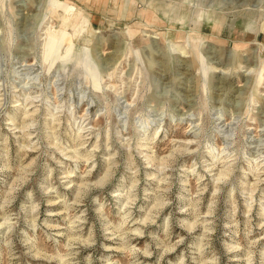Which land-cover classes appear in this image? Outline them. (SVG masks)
Segmentation results:
<instances>
[{"label": "rangeland", "instance_id": "374dc122", "mask_svg": "<svg viewBox=\"0 0 264 264\" xmlns=\"http://www.w3.org/2000/svg\"><path fill=\"white\" fill-rule=\"evenodd\" d=\"M0 264H264V0H0Z\"/></svg>", "mask_w": 264, "mask_h": 264}, {"label": "bare ground", "instance_id": "6f19581e", "mask_svg": "<svg viewBox=\"0 0 264 264\" xmlns=\"http://www.w3.org/2000/svg\"><path fill=\"white\" fill-rule=\"evenodd\" d=\"M51 46V45H50Z\"/></svg>", "mask_w": 264, "mask_h": 264}]
</instances>
